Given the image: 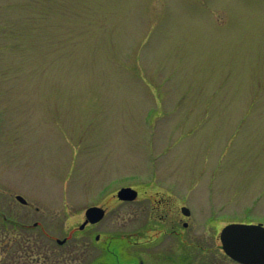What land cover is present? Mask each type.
Listing matches in <instances>:
<instances>
[{
    "label": "rangeland",
    "instance_id": "rangeland-1",
    "mask_svg": "<svg viewBox=\"0 0 264 264\" xmlns=\"http://www.w3.org/2000/svg\"><path fill=\"white\" fill-rule=\"evenodd\" d=\"M0 216L49 264H237L223 227L264 224V0H0Z\"/></svg>",
    "mask_w": 264,
    "mask_h": 264
},
{
    "label": "water",
    "instance_id": "water-1",
    "mask_svg": "<svg viewBox=\"0 0 264 264\" xmlns=\"http://www.w3.org/2000/svg\"><path fill=\"white\" fill-rule=\"evenodd\" d=\"M137 197V192L132 188H122L118 192V198L124 201H132ZM16 199L25 204L22 196ZM183 213L189 215L187 208L182 209ZM105 216V210L92 207L86 211L87 220L81 225L83 229L89 222L97 223ZM222 249L234 261L240 264H264V226L262 224H230L224 227L220 233ZM59 244L65 240L58 241Z\"/></svg>",
    "mask_w": 264,
    "mask_h": 264
},
{
    "label": "trees",
    "instance_id": "trees-1",
    "mask_svg": "<svg viewBox=\"0 0 264 264\" xmlns=\"http://www.w3.org/2000/svg\"><path fill=\"white\" fill-rule=\"evenodd\" d=\"M0 225L2 227L6 226V228L10 227V225H13L14 229H18L19 228V223L16 225L14 223V221H11L10 219H6L4 216H0ZM14 242L15 240L12 239H1L0 240V247H1V252L3 255L6 256L5 258V262L9 263L10 259L9 257H13V259L15 260V257L17 252L19 254V259H25L23 260V262L26 264H49L48 263V258L46 256H43L40 254L39 251H37V253L34 251V247L32 246V243L26 242V244H28V246L25 244H21V241H19V247L15 248L14 246ZM18 251L16 252L15 250ZM37 256V257H36ZM21 263V261H18ZM15 263L16 260H15Z\"/></svg>",
    "mask_w": 264,
    "mask_h": 264
},
{
    "label": "flooded vegetation",
    "instance_id": "flooded-vegetation-1",
    "mask_svg": "<svg viewBox=\"0 0 264 264\" xmlns=\"http://www.w3.org/2000/svg\"><path fill=\"white\" fill-rule=\"evenodd\" d=\"M138 193H139V191H138ZM138 196H139V194H138ZM121 202V201H120ZM26 206H29V204H26ZM97 207H100V208H103L105 211H106V208L105 207H102V206H97ZM38 210V209H37ZM86 219V218H85ZM85 221V220H84ZM263 224V223H262ZM95 225H97V224H87L86 226H85V228L84 229H88V228H92L93 226H95ZM37 226V224L35 223L34 224V227H36ZM83 229V230H84ZM97 236V235H96ZM96 236H95V238H96ZM100 235H99V240H97V241H100ZM67 242V241H66ZM138 244V243H137Z\"/></svg>",
    "mask_w": 264,
    "mask_h": 264
}]
</instances>
